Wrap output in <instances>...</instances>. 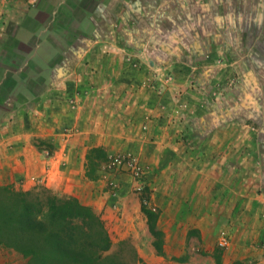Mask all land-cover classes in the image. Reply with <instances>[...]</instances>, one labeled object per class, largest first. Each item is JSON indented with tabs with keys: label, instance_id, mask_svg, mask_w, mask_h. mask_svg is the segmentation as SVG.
Here are the masks:
<instances>
[{
	"label": "crops",
	"instance_id": "crops-1",
	"mask_svg": "<svg viewBox=\"0 0 264 264\" xmlns=\"http://www.w3.org/2000/svg\"><path fill=\"white\" fill-rule=\"evenodd\" d=\"M171 2L0 0V187L41 186L104 217L107 201H88L109 198L103 180L85 175L88 150L153 156L158 231L202 239L216 230L225 239L220 264H264L262 34L240 43L218 37L213 52L200 53L189 42L192 50L173 52L133 36L144 12L156 20ZM161 71L175 83H144ZM191 73L198 78L188 85ZM167 237L162 252L180 248ZM150 251V262L164 264ZM206 258L179 264H214Z\"/></svg>",
	"mask_w": 264,
	"mask_h": 264
},
{
	"label": "rangeland",
	"instance_id": "rangeland-1",
	"mask_svg": "<svg viewBox=\"0 0 264 264\" xmlns=\"http://www.w3.org/2000/svg\"><path fill=\"white\" fill-rule=\"evenodd\" d=\"M159 1L164 3L168 0ZM225 1L236 2V5L240 8L224 10L218 6L219 0H172L170 5L165 4L160 7L156 20L150 21V19L155 17L154 12H144L141 16L143 26L138 25L137 34L134 33L133 36L141 41L143 39L149 40V42L147 41L148 45L151 42L155 46L171 44L173 52H180L176 48L182 47L186 49L191 44L195 46V50L198 53L202 49L203 52H213L216 48L217 38L222 39V36L227 40H236L240 43L242 40L247 41V37L249 40L254 35L258 37L262 34L261 40L264 42V0ZM145 2V6H148L151 0H145ZM220 18L225 25L223 23L220 26L218 25ZM187 42H189L188 46ZM189 50H192L191 47L187 48V51ZM132 51L136 52V50ZM137 66L136 64L135 67H131L136 68ZM192 76L193 73L190 76H186V84L190 85L193 82H197L195 78L198 77L195 76L193 78L194 76ZM153 77H157L161 83L165 80L164 86L168 83H175L174 76L171 73L162 71L159 75L146 76L144 83H148V81L151 83L150 80ZM186 95L190 96L191 93ZM178 97L181 98L180 96ZM163 111L165 112L164 109ZM178 146L182 147V149L184 147L182 143ZM191 146V144H188L186 147L189 148ZM165 152L166 155L162 156L168 161L170 153L168 151ZM114 159H118L117 162ZM130 159L136 163L137 175H134L126 165V162ZM151 159H153V156H145L143 159L141 156L126 153L112 156L106 155L103 163L95 171V179L99 178V180L104 181L102 191L107 193L109 198L99 200L92 195L88 201L96 202V208L99 206V201H107L108 204H103L100 208L108 205L112 211L101 217V213L96 214L89 207L101 220L110 239V248L104 255L119 250L118 255L121 264H153L152 261L150 262L147 259L148 252L151 250L150 253L154 257L161 256L162 263L179 264L189 258L206 260L208 256L213 258V255H217L218 251L223 253L221 251L224 247L218 245L220 235L218 232L216 233V230L210 231L202 239L196 235L190 236L187 234L185 236L183 232L178 233L175 239L169 232L167 234L161 233V238L164 235L168 236V243H174V241L180 243L179 249L175 247L176 245H173L172 249L162 252V255L155 254L151 249L149 240L144 245L145 247L142 246L145 243V236L149 238L151 236L147 232L145 222H142L139 218V205L141 203L148 209L155 211L153 210L154 204L151 197L153 195L152 183L157 176H154L155 172L148 164L151 163ZM115 219L117 220L114 221ZM127 219L132 222V231L129 230V233H127L128 227L125 223ZM166 230H169V228L166 227ZM138 243H141L139 249L136 248ZM163 244L164 242L162 241L161 245ZM131 250L135 252L136 256H141L143 261L140 259L141 262H134ZM5 262L7 264H26L21 254L0 246V264Z\"/></svg>",
	"mask_w": 264,
	"mask_h": 264
},
{
	"label": "trees",
	"instance_id": "trees-1",
	"mask_svg": "<svg viewBox=\"0 0 264 264\" xmlns=\"http://www.w3.org/2000/svg\"><path fill=\"white\" fill-rule=\"evenodd\" d=\"M105 158L100 148L88 150V179L96 177ZM139 211L154 252L162 255L156 212L141 203ZM110 245L101 220L75 198L58 196L41 186L28 191L0 187V246L21 254L26 264H121L119 250L104 255ZM131 251L134 262H141ZM219 256V251L213 255L214 264H220Z\"/></svg>",
	"mask_w": 264,
	"mask_h": 264
},
{
	"label": "built area",
	"instance_id": "built-area-1",
	"mask_svg": "<svg viewBox=\"0 0 264 264\" xmlns=\"http://www.w3.org/2000/svg\"><path fill=\"white\" fill-rule=\"evenodd\" d=\"M127 60H128V62L130 63V65H131L132 67H135V66H136V63H135L130 57H128ZM150 81H151V84H152V85H155V83H156L157 86H158L161 90H162L163 87H164L163 83L166 82L165 80H164L162 83L159 82V79H157V77H153ZM148 83H150V82L148 81ZM161 90H160V91H161ZM43 155H44V156H48V155H49L47 149H44V150H43ZM115 160H116V162H117L118 159H114V161H115ZM126 165H127L128 168L134 173V175H137V174H138V173H137L136 163L133 162L132 159H130L129 161H127V162H126ZM218 245L221 246V247H224V246H225V239H224V237L219 238V240H218Z\"/></svg>",
	"mask_w": 264,
	"mask_h": 264
}]
</instances>
